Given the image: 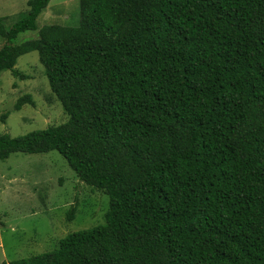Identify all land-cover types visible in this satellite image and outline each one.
Returning <instances> with one entry per match:
<instances>
[{
  "label": "trees",
  "instance_id": "16d2710c",
  "mask_svg": "<svg viewBox=\"0 0 264 264\" xmlns=\"http://www.w3.org/2000/svg\"><path fill=\"white\" fill-rule=\"evenodd\" d=\"M48 2L0 17V70L36 51L68 119L0 134V158L56 150L109 202L7 264H264V0H79L76 26L14 43Z\"/></svg>",
  "mask_w": 264,
  "mask_h": 264
},
{
  "label": "rangeland",
  "instance_id": "374dc122",
  "mask_svg": "<svg viewBox=\"0 0 264 264\" xmlns=\"http://www.w3.org/2000/svg\"><path fill=\"white\" fill-rule=\"evenodd\" d=\"M27 0H0V17L14 23L27 11ZM79 0H49L36 19L37 29L20 32L14 43L35 38L47 24L76 26ZM5 40L0 37V47ZM26 78L0 70V134L11 137L67 121L60 101L51 92L36 51L20 55L14 65ZM30 94L34 105L15 110L17 99ZM108 196L80 181L56 150L14 152L0 158V264L51 251L67 233L104 222ZM76 205L73 219L67 209Z\"/></svg>",
  "mask_w": 264,
  "mask_h": 264
}]
</instances>
